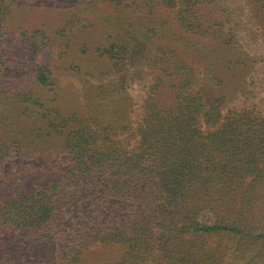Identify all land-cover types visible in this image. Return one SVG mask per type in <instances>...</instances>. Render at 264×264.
Returning a JSON list of instances; mask_svg holds the SVG:
<instances>
[{
  "label": "trees",
  "instance_id": "1",
  "mask_svg": "<svg viewBox=\"0 0 264 264\" xmlns=\"http://www.w3.org/2000/svg\"><path fill=\"white\" fill-rule=\"evenodd\" d=\"M88 1L82 15L106 29L92 49L105 69L85 72H100L93 100L62 111L31 91L2 116L10 104L1 90L0 264H13L2 253L10 233L33 251L23 264H43L37 251L57 247L59 264H223L232 254L211 248L216 241L256 256L264 249V111L235 104L253 93L256 60L231 26V0ZM245 1L264 33V0ZM36 83L55 87L47 68ZM135 84L144 93L138 110ZM45 128L61 148L37 144Z\"/></svg>",
  "mask_w": 264,
  "mask_h": 264
},
{
  "label": "rangeland",
  "instance_id": "2",
  "mask_svg": "<svg viewBox=\"0 0 264 264\" xmlns=\"http://www.w3.org/2000/svg\"><path fill=\"white\" fill-rule=\"evenodd\" d=\"M244 1L231 0L227 15L232 14L233 24L231 26L237 29L242 48L244 47V51L256 60L249 76V79L253 78L254 86L249 88L253 92L249 99L239 96L240 98L235 104L242 106L246 102V105H258V108L264 111V90L262 89L264 86L263 27L249 13V6ZM7 2L4 39L1 49L4 57V68L0 76V97L1 94L3 95L1 91L3 90L6 93L4 98L7 99L10 106L5 102L2 103L4 104L2 116L8 113L12 103H16V97L20 93L32 91L39 94L46 103L56 106L62 111L75 110L81 99L84 100L83 103L92 99L95 94L92 88L99 84L100 72L92 71L89 74L85 72L88 67L99 69L101 66L105 69L104 62L99 61L97 55H93L92 49L95 48L96 41L100 39V35L97 34L106 31V29L102 26L99 29L93 18L90 20L87 16L82 15L80 4L89 1L8 0ZM97 7L110 12L109 7L102 1ZM75 25H77L76 28H74ZM79 64L85 66L86 69L80 70ZM41 67L47 68L55 81V87L51 91L48 87L39 88L36 83L37 70ZM78 71L81 75L78 74ZM108 81L107 79L105 82ZM133 88L131 94L138 104L136 108L138 110L144 93L137 84ZM227 110L225 108V112ZM133 118L136 119L137 115L134 114ZM23 125L26 129L33 126L26 120L23 121ZM43 135L42 143L41 141L37 143L43 151L48 148L62 147L63 140L55 132H49L45 128ZM54 173L49 174L50 181L60 177L59 171ZM28 174L32 175L31 172ZM71 218L69 216L61 221L60 229L63 232L70 229ZM13 236L16 235L14 233L7 234L2 253L7 254V256L11 253V256L6 259L7 262L23 264V255L26 256L25 260H30L33 258L31 253L33 251L27 252V254V247H23L15 241L10 242ZM224 245L232 255L224 257L222 259L223 264H264V249L257 250V255L253 257L244 255V252L241 256V251H238L240 247H232L227 242L216 241L211 248L223 251ZM248 246L250 245H245L244 248ZM42 250L37 251L36 257L43 261V264H59L61 262L60 248L48 249L45 252ZM2 257L3 259L6 258L5 256Z\"/></svg>",
  "mask_w": 264,
  "mask_h": 264
}]
</instances>
